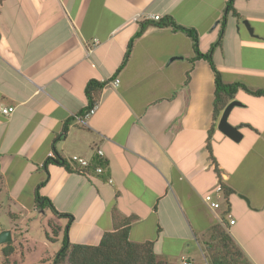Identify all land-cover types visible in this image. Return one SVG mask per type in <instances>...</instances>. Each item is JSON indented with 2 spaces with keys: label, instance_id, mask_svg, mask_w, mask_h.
<instances>
[{
  "label": "crops",
  "instance_id": "crops-1",
  "mask_svg": "<svg viewBox=\"0 0 264 264\" xmlns=\"http://www.w3.org/2000/svg\"><path fill=\"white\" fill-rule=\"evenodd\" d=\"M227 1L0 0V106L15 107L9 116L0 111V198L17 207L9 215L31 217L39 188L73 215L72 243L97 245L132 217L131 241H153L169 264H207L203 245L222 224L252 264H264V96L238 90L242 105L229 121L242 139H230L217 127L221 115L214 118L209 62L192 61L186 31L153 19L171 16L195 29L207 52ZM234 8L214 62L225 82L264 89V0H234ZM90 79L107 84L82 119ZM97 148L102 173L46 163L57 151L96 164ZM218 182L226 201L214 210L204 196ZM225 208L234 224L221 221ZM55 217L62 229L67 219Z\"/></svg>",
  "mask_w": 264,
  "mask_h": 264
},
{
  "label": "trees",
  "instance_id": "trees-1",
  "mask_svg": "<svg viewBox=\"0 0 264 264\" xmlns=\"http://www.w3.org/2000/svg\"><path fill=\"white\" fill-rule=\"evenodd\" d=\"M230 12L238 15L234 8V0L227 1L225 12L220 19L221 27L219 39L207 52H202L200 50L198 32L195 29L178 24L171 16H166L165 18L160 17V19L155 22L156 25L161 27L172 26L175 29L186 31L193 40L195 56L192 58V61L204 58L209 62L215 76V98L213 103L215 119L221 115L229 101L234 99L239 89H244L255 95L264 96V89L253 90L241 82H225L220 70L214 62L213 51L217 45L221 44ZM146 25L147 23L142 22L136 34L130 39L124 60L118 71L126 64L135 40L142 35ZM187 77H189V73ZM106 84V80L100 81L97 79H90L87 82L85 93L88 103L82 110V114L93 105L97 104L99 95ZM64 131H67V128H65ZM49 162H55L66 167L68 170L73 171L69 161L57 154V151L54 152V156L48 157L46 163ZM98 165H103L102 159H97L96 164H92L91 161V164L88 167L77 171L88 174L93 166L96 169ZM44 184L45 181H43L40 186ZM34 203L35 207L41 209V211L50 209L54 215L67 219V223L62 229L57 226H52L54 238L50 237L47 233V237L54 240L59 236L60 231H62V246L52 257L51 264H65L66 261H68L69 264H169L167 261L160 259L154 251L153 241L134 242L130 240L129 229L130 223L133 219L132 217L124 218L121 225H118L115 230L105 232L100 243L97 245L72 243L69 239V228L74 220L73 215L58 211L51 199L40 193L39 188L35 191ZM204 246L206 249L205 256L208 264H252L244 251L222 224H217L212 227L210 240L205 242ZM3 251L7 257L14 251L10 241L6 242Z\"/></svg>",
  "mask_w": 264,
  "mask_h": 264
},
{
  "label": "rangeland",
  "instance_id": "rangeland-1",
  "mask_svg": "<svg viewBox=\"0 0 264 264\" xmlns=\"http://www.w3.org/2000/svg\"><path fill=\"white\" fill-rule=\"evenodd\" d=\"M10 209L14 210L17 207L9 206L6 199L0 198V232L6 229L11 230L12 240L10 242L14 248V251L7 257L3 251L6 243L0 244V264H51L52 257L62 246V235L54 240L47 237L48 233L50 237L54 238L52 226H56L58 223L55 215L50 210L42 212L36 207L32 211L31 217H26V215H30V212L25 211L26 215L16 220L15 217L12 218L9 215ZM209 240L210 237L207 241ZM205 251L203 245L206 259ZM65 264H69V262L66 261Z\"/></svg>",
  "mask_w": 264,
  "mask_h": 264
},
{
  "label": "built area",
  "instance_id": "built-area-1",
  "mask_svg": "<svg viewBox=\"0 0 264 264\" xmlns=\"http://www.w3.org/2000/svg\"><path fill=\"white\" fill-rule=\"evenodd\" d=\"M153 18L155 20H159L160 16L159 15H154ZM119 83L118 79H114L110 82L111 85L117 86ZM97 104L93 105L90 109H88L84 114L81 116L82 119H86L89 116H91L95 110H96ZM15 110L14 106H0V111L3 115L9 116L11 115ZM96 154L99 159L102 158L103 156V150L101 148L96 149ZM92 160H89L85 157L79 156V155H74L69 159V163L74 167L75 170L80 171L83 168L88 167L91 164ZM97 173H102L104 171V167L102 165H98L95 169ZM225 195H224V188L221 185V183H217L214 187V189L210 192H208L204 196L205 202L210 206V208L214 210L222 209L224 203H225ZM224 219H227L230 224L235 223V218H233L230 210L228 208L224 209V214L221 218V221L224 222ZM183 264H192L188 260H183Z\"/></svg>",
  "mask_w": 264,
  "mask_h": 264
},
{
  "label": "water",
  "instance_id": "water-1",
  "mask_svg": "<svg viewBox=\"0 0 264 264\" xmlns=\"http://www.w3.org/2000/svg\"><path fill=\"white\" fill-rule=\"evenodd\" d=\"M245 24L249 32L252 33V28L249 26V24L247 22H245ZM241 105L242 103L239 100L237 99L231 100L224 108L217 125L218 129L222 133H224L226 136H228L230 139H232L235 142H239L242 139V132L240 131L239 126L234 125L229 121V117L233 108ZM11 240H12L11 230L6 229L0 232V244L9 242Z\"/></svg>",
  "mask_w": 264,
  "mask_h": 264
}]
</instances>
